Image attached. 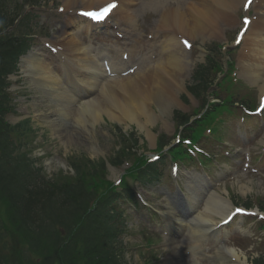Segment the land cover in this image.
I'll return each instance as SVG.
<instances>
[{"label": "bare ground", "instance_id": "1", "mask_svg": "<svg viewBox=\"0 0 264 264\" xmlns=\"http://www.w3.org/2000/svg\"><path fill=\"white\" fill-rule=\"evenodd\" d=\"M64 1L66 4H75L78 0ZM81 1H84L87 8H91L93 3L101 5L108 0ZM139 1L141 0H119L120 3L112 14L119 13L123 23L133 24L137 21V10L134 8V3ZM148 2L158 6L157 12L160 13V16L156 26L159 33L163 32L165 40L160 43V51L156 55H152L154 51L149 50L138 58H136L137 51L133 50L134 41L131 42L130 49L135 54L132 62L136 63V60L147 59L143 65L138 64L137 70L133 73L102 77L104 70L101 67L100 53H97L91 44L85 43L80 34L75 31L73 33L65 32L66 35L63 37V50L67 58L62 68L55 69L51 64L42 61L41 58H37V61L32 58L27 59L32 77L39 78L42 82L41 86L50 97L60 98L58 87H65L63 76L77 78L78 67L82 66L87 70L81 74V82L87 86L86 90L94 88L97 81L101 80L102 85L98 86L97 84L99 90L89 95L79 114V118L84 119L83 125L86 126L89 122L90 125H94L106 115L111 120L123 124H137L139 129L147 131L148 134L151 133L149 125L159 122V118H162L155 112L154 106L160 109L163 117L169 113L171 105H176L179 102V92L185 88L186 79L191 74L192 68L189 64L188 51L181 45V38L186 36L194 39L197 36H202L205 39L207 36L217 35L220 31V24L229 25L236 21L230 8L238 0H149ZM254 8L257 15L247 31L248 36L245 38L246 43L242 50L241 64L243 72L256 81L263 92L264 0L255 2ZM70 19L71 23L77 24V29L84 30L85 33L93 30V25L83 17L72 16ZM126 30L128 32L127 28ZM158 31L155 30L156 34ZM154 39L155 37H153L155 44ZM155 41H158L157 38ZM118 44L122 51L126 42ZM154 56L156 57L154 58ZM109 59L112 67H115V71H120L119 67H123L125 64L120 56H110ZM63 93L64 90L61 91V94ZM62 111L63 107L58 105L56 112L63 113ZM164 121L167 123V120ZM200 195L191 193L189 197L191 200H195ZM209 199L205 210H196V220L203 222L202 219H204L207 222L206 231L216 234L219 233L215 229L219 222L216 216L221 215L224 218L232 209L233 203L216 192H212ZM169 210L175 217V209L170 207ZM180 226L187 227L189 224L182 220ZM191 228L192 236L188 246L190 249L196 250L201 247V241L196 239L195 235L199 237L200 234L195 226H191ZM170 239L174 242L179 257L184 251V247L174 237H170ZM218 251L224 258L228 254V256L236 258L239 264H246V259L242 261L243 256L234 247L223 244L218 248ZM175 264H187V262L178 258V262Z\"/></svg>", "mask_w": 264, "mask_h": 264}, {"label": "rangeland", "instance_id": "2", "mask_svg": "<svg viewBox=\"0 0 264 264\" xmlns=\"http://www.w3.org/2000/svg\"><path fill=\"white\" fill-rule=\"evenodd\" d=\"M62 0H44L43 5L38 10L43 13V17L38 18V20H41V28L40 29H47V32L53 31V26L59 27L61 24L58 19H61L60 16H56L55 13V6L59 4ZM45 3V4H44ZM137 9H139V17H138V26L141 29L147 30L148 33H150L151 27H154L155 21L158 17L157 13H155V10H149L145 5H137ZM47 17V18H46ZM46 19V20H45ZM150 25L151 27H149ZM56 31V30H55ZM54 31V32H55ZM224 58L223 55H219L217 57L218 60H222ZM21 79V80H19ZM15 80H18L15 82V85L11 87V91L13 93V96L15 97V101L17 102V111L19 115L16 116H10L9 119L12 122H16L18 116L21 115H29L34 114L36 117L34 118V127H38V131L36 132V139L31 144L30 139V148L31 154L37 157L38 163L45 165V172L48 175H52L54 173H58L57 179L59 182H64L66 177H63V174L65 172H68L70 169V156L72 154H79V155H86L87 157H91L98 160L97 156H94L91 152V146L94 141H98L99 147H101L104 151V156L111 157L112 155L116 154V152L123 146V139L124 136L122 133H129L131 131L138 132V129H129L125 128L123 125H121L122 131L120 132L116 128V123H105L101 122L100 124H97L96 127L92 128L90 127L91 133L82 132L80 129L77 130L74 127L69 126V122H59V125L57 130V126H51L48 123V118L51 115V108L44 107V104H48V101L46 100V97L41 96L39 93V90L36 89V87L40 86L37 82H32L29 74H25L24 76H20L16 78ZM13 79V81H15ZM224 86V85H223ZM222 86V87H223ZM234 88V85L232 83L225 84L224 90L225 97H227L228 92ZM253 90H243L240 91L243 94H249L250 97H255L256 93H259L258 86L254 87ZM25 93L29 94L31 97H28L31 99V101L28 102V104H25L21 101L22 96L25 95ZM184 93V92H183ZM183 93L181 95L183 96ZM32 101L34 102V105H31ZM258 101V96H257ZM36 102V103H35ZM27 105V106H26ZM187 107L186 109L189 111V113H192V108ZM224 112H230V109L227 108L224 110ZM69 118V117H68ZM231 121V122H230ZM206 121H204L201 125V129H204L206 126L204 125ZM239 122V120H237ZM234 124V119L230 118L229 122L227 123V133H230V128ZM134 126V125H133ZM161 123L153 124V130L155 131H162ZM214 133L213 137H221L223 134V131H221V125L214 124ZM60 132L62 134H65V136H60ZM172 130L167 131V137H172ZM144 134L143 131H139L138 134ZM70 134L75 135V139L72 141H67V138H70ZM31 134H29V137ZM224 137V136H223ZM34 138V136H33ZM142 136H140V143H143V146L135 145L134 152L139 154L141 152H147L150 147L153 146L150 139L147 137V141H142ZM171 142H174V139H171ZM231 142V141H230ZM229 142V143H230ZM225 143V144H229ZM235 145H238L237 142H233ZM127 144H131V141ZM35 145V146H34ZM220 145L219 143H214L213 148L216 150ZM34 146V147H33ZM225 146V145H224ZM261 143H257V152L260 150ZM33 147V148H32ZM219 153V152H218ZM264 155V153H263ZM73 156V155H72ZM235 159H243L244 161V155L242 152L237 153L234 156ZM72 159V158H71ZM65 163L66 166L63 165ZM232 163V160L230 161ZM242 162V161H241ZM49 163V164H48ZM127 163H131L130 160H128ZM127 163H125L122 168L127 167ZM256 163V162H255ZM262 164L263 168H260L258 172H252L250 168L247 170L242 169V164H239L238 170L232 174L226 177V179L219 184V186L216 188V191H218L222 196L229 197L233 201V204H244L248 197L253 200L254 204L253 206H256L257 204L260 206V200L264 197V157L261 161H258L256 164ZM233 165H236L233 163ZM257 166V165H255ZM201 172V169H198ZM214 170L216 172H219V168L214 167ZM65 171V172H64ZM122 172V170H120ZM161 172L163 174V179L160 180V183H153L154 185L149 188L148 191L151 192L153 195L157 196L160 193V190L163 186H169L171 190H173L172 186L174 184V181L170 178V161L166 159V163L162 165ZM112 173H109V176L112 177ZM133 183V181H132ZM225 188L230 189V193H226L224 191ZM155 201L157 202L155 206L162 207L167 204V201L165 198H156ZM203 207V206H202ZM141 213L139 214H131L129 220L130 223L133 224L132 230L130 232V235L125 238L126 240V248L124 255L126 258L133 262L134 264H147L149 259L159 257L158 261L155 262V264H174V260H176L175 248L172 243H170L166 236L161 239L157 240L156 244L151 246L154 251H150V247H146L144 241H145V235L147 234H153L154 230H151V228H160L158 225L161 226L163 229L164 222L160 219L155 218L157 224H152L149 222V218H146L144 216H149L150 213L143 207H141V210L138 211ZM166 212V210H165ZM219 219L220 216H217ZM141 219V220H137ZM146 220V223L144 222ZM262 223L261 220L248 218L245 223L243 224V229L250 231V234H242L240 232L231 233L228 235V237L225 239V243H227L230 246L236 247L238 251H241L243 253V260L244 257H246L248 264H255L256 259L260 258L261 256H264V230L261 229L259 226ZM234 227V224L229 226L228 228L231 230ZM146 230V231H145ZM186 232V231H185ZM188 235H190L189 232H187ZM188 235L182 238V242L184 245H187L189 242ZM200 238V237H199ZM203 247L201 249H196L198 253L191 252L189 249H186L184 253L187 254L185 258H188L187 260H191L192 258L199 261L197 264H201V262H205L206 264H234L237 260L234 258H225L223 255L218 252L217 248L220 247V243H215L213 241H207L203 242ZM154 255V256H152ZM206 258L205 260L203 258Z\"/></svg>", "mask_w": 264, "mask_h": 264}, {"label": "trees", "instance_id": "3", "mask_svg": "<svg viewBox=\"0 0 264 264\" xmlns=\"http://www.w3.org/2000/svg\"><path fill=\"white\" fill-rule=\"evenodd\" d=\"M4 25L0 28V264H75L72 257L79 237L86 244L84 256L93 257L97 244L105 247L104 259L96 264H122L113 255L114 224L99 218L83 224L79 221L91 197L86 189L92 185L86 187L81 166L77 165L79 177L56 187L53 179L39 178L41 169L35 166V159L13 140L17 126L5 119L13 109L5 77L20 48L15 39L2 34ZM81 191L87 196L77 201Z\"/></svg>", "mask_w": 264, "mask_h": 264}, {"label": "snow or ice", "instance_id": "4", "mask_svg": "<svg viewBox=\"0 0 264 264\" xmlns=\"http://www.w3.org/2000/svg\"><path fill=\"white\" fill-rule=\"evenodd\" d=\"M251 3H252V0H247L246 4L244 5L245 9H247ZM116 6H117L116 3L113 2V3L107 4L105 7L101 8L98 11H89V12H84L82 14L85 16L91 17L94 20L101 21V20H104L107 17V15L111 12V10L114 9ZM249 24H250V19L248 16H245L244 20H243L244 28L239 33L240 38H243L244 32L247 31V26ZM236 42L239 43L240 40L237 39ZM184 43H185V45H188V41L185 40ZM188 46L190 47V45H188ZM261 108L264 109V104L261 105ZM241 211H243V210L237 209V212H241Z\"/></svg>", "mask_w": 264, "mask_h": 264}]
</instances>
